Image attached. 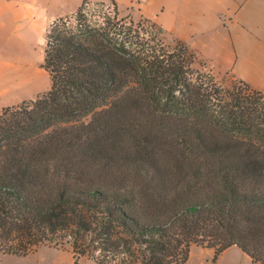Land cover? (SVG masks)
I'll use <instances>...</instances> for the list:
<instances>
[{
	"label": "trees",
	"instance_id": "obj_1",
	"mask_svg": "<svg viewBox=\"0 0 264 264\" xmlns=\"http://www.w3.org/2000/svg\"><path fill=\"white\" fill-rule=\"evenodd\" d=\"M87 3L47 29L49 90L0 112V252L186 264L237 246L264 264V91L223 88L116 0Z\"/></svg>",
	"mask_w": 264,
	"mask_h": 264
},
{
	"label": "crops",
	"instance_id": "obj_2",
	"mask_svg": "<svg viewBox=\"0 0 264 264\" xmlns=\"http://www.w3.org/2000/svg\"><path fill=\"white\" fill-rule=\"evenodd\" d=\"M122 1L117 0L119 6ZM148 1L126 0L125 7L139 6L143 17L184 40L212 73H231L264 91V0H161L151 10ZM61 4L0 0V99L16 86L35 87L45 80L48 23L78 7L77 1L68 10L50 13ZM7 104L1 103L0 112Z\"/></svg>",
	"mask_w": 264,
	"mask_h": 264
},
{
	"label": "rangeland",
	"instance_id": "obj_3",
	"mask_svg": "<svg viewBox=\"0 0 264 264\" xmlns=\"http://www.w3.org/2000/svg\"><path fill=\"white\" fill-rule=\"evenodd\" d=\"M77 1V10L82 4L83 0H62L61 6L58 8H52L50 10V13L54 11L68 10L70 7H73ZM98 1H105L106 5H108L109 7H113L112 0H89V3L86 4V8L90 10V8L93 9L97 7L96 4ZM158 1L161 0H149L147 4L145 2L144 4H146V8L151 10L158 6ZM120 6V12L124 16L132 17L135 20H139L141 17H143L141 9L137 5L125 7L126 0H124L121 2ZM51 23L52 22L48 23L45 36L47 34V29ZM165 37L169 42H172L175 38L170 33H165ZM200 62L203 63L202 66L199 65L200 69L203 72L211 74L214 77L215 81L220 84L223 88L230 89L233 86L236 79L231 73L216 75L208 69V67L206 66V64H204L202 60H200ZM46 72L47 75L45 77V80L44 78H42L41 83L39 85L37 84L35 87H28L26 84L24 87L16 86L14 87V89H9L8 94L0 99V106L1 103L4 102L8 104L4 105L3 107L17 105L24 101H20L22 99L31 98L40 92V94H42L49 90L51 85V79L47 70ZM213 256V249L194 245L191 250L190 258L188 259L186 264H260L258 262L252 261L250 257H248L245 253H243V251H241L237 247L227 249L219 256L216 261H213ZM0 264H74V258L69 245L63 247H55L50 244H44L41 245L35 252L27 256H19L16 254H6L0 252ZM79 264L98 263L92 258L81 257L79 259Z\"/></svg>",
	"mask_w": 264,
	"mask_h": 264
}]
</instances>
